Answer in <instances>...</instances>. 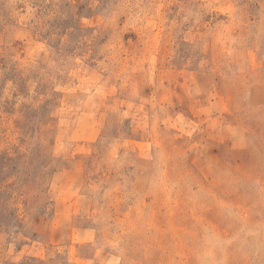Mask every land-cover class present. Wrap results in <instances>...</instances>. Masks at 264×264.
Returning a JSON list of instances; mask_svg holds the SVG:
<instances>
[{
  "label": "rangeland",
  "instance_id": "rangeland-1",
  "mask_svg": "<svg viewBox=\"0 0 264 264\" xmlns=\"http://www.w3.org/2000/svg\"><path fill=\"white\" fill-rule=\"evenodd\" d=\"M0 264H264V0H0Z\"/></svg>",
  "mask_w": 264,
  "mask_h": 264
}]
</instances>
